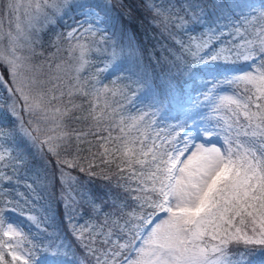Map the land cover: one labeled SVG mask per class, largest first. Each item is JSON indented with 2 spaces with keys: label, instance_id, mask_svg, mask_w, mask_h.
<instances>
[{
  "label": "snow or ice",
  "instance_id": "obj_1",
  "mask_svg": "<svg viewBox=\"0 0 264 264\" xmlns=\"http://www.w3.org/2000/svg\"><path fill=\"white\" fill-rule=\"evenodd\" d=\"M0 89V264H264V0H0Z\"/></svg>",
  "mask_w": 264,
  "mask_h": 264
},
{
  "label": "trees",
  "instance_id": "obj_2",
  "mask_svg": "<svg viewBox=\"0 0 264 264\" xmlns=\"http://www.w3.org/2000/svg\"><path fill=\"white\" fill-rule=\"evenodd\" d=\"M172 2L176 3V4H180V3L187 2V0H172ZM250 2L256 4L257 6H259V4H260V0H250ZM200 27L201 26L197 25L196 31H199ZM139 32L142 35L144 46L151 49V47L154 43L152 36L157 34L158 30L156 28L151 27L147 23V21H144L143 23H141L139 25ZM222 42L227 43V38H222ZM169 46H171V45H169ZM102 59H103V57H101V59H95L94 58L96 66L102 67ZM145 63L147 64L148 61H145ZM93 71H95V68H93ZM120 75H122L121 71H116L111 76H108L107 73H101V79H104L105 76H108L109 86L112 87L113 85L111 84V80L113 79V77H118ZM121 86H122V84L120 82H118L115 85V87H117V88H119ZM203 86H204L203 81L198 80L195 83L189 82V83L185 84L184 88L186 89L187 93L195 95L196 93L194 92V90L195 89H202ZM142 100H143V93L142 92L136 93L134 96L132 93V90H129V95H128L127 99L124 100L123 102L130 109H135L137 104L142 103ZM177 115H178V112L176 110H172L170 117L166 121H163V123H167L168 125L171 126V125H175L177 123L182 122V120H183L182 116H181V119L179 121L171 119V117H175ZM5 120H6V113L0 111V121H5ZM102 183H103L102 180L97 179L95 181V186L99 187L102 185ZM24 190L25 189L23 187H21L19 189V191H24ZM21 207L24 210V215H16L14 217V219L17 221H20L22 224L28 225L26 231H29L31 233H36V229L26 219V216L31 212V209L26 205H22ZM53 208L55 210V220L53 222V226L51 228H48V232H52L53 229H57L58 234L65 238L66 243H73V237L69 233V225L64 219L62 209H60L57 204H53ZM81 211H83V209ZM104 211H109V209L105 208ZM102 219L103 218L101 217L100 220H102ZM97 222H99V221H97ZM40 236L42 239L45 238L43 233H40Z\"/></svg>",
  "mask_w": 264,
  "mask_h": 264
},
{
  "label": "rangeland",
  "instance_id": "obj_3",
  "mask_svg": "<svg viewBox=\"0 0 264 264\" xmlns=\"http://www.w3.org/2000/svg\"><path fill=\"white\" fill-rule=\"evenodd\" d=\"M0 91H3L2 89H0ZM16 222H18V223H21L20 221H17V220H15ZM22 224V223H21Z\"/></svg>",
  "mask_w": 264,
  "mask_h": 264
}]
</instances>
